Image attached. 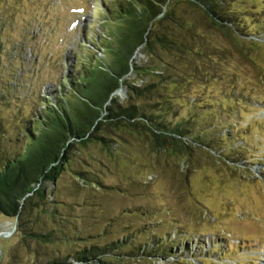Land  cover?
I'll return each instance as SVG.
<instances>
[{"label":"rangeland","instance_id":"1","mask_svg":"<svg viewBox=\"0 0 264 264\" xmlns=\"http://www.w3.org/2000/svg\"><path fill=\"white\" fill-rule=\"evenodd\" d=\"M113 1L0 0L3 42L8 50L20 43L25 48L18 53L23 66L16 68L29 79L18 96L32 95L26 102L11 98L4 107L13 111L19 101L29 112L35 96H53L71 71L73 52L102 30V7ZM227 2L240 39L178 9L179 18L195 24L188 47L157 49L159 58L150 57L177 82L168 89L178 110L174 120L191 122L194 132L212 138V146L176 157L123 133L111 137V152L98 143L74 150L78 162L73 159L62 174L55 194L60 222L52 226L63 255L124 239L113 253L150 251L140 258L112 257L107 264H264V0ZM174 29L169 38L177 40L180 30ZM147 60L142 49L134 56L139 64ZM117 95L125 100L126 89ZM74 172L90 181L84 185ZM15 223L0 216L1 264H15Z\"/></svg>","mask_w":264,"mask_h":264},{"label":"trees","instance_id":"2","mask_svg":"<svg viewBox=\"0 0 264 264\" xmlns=\"http://www.w3.org/2000/svg\"><path fill=\"white\" fill-rule=\"evenodd\" d=\"M227 4V0H114L102 7V30L92 40L87 38L88 47L83 43L73 52L74 64L56 93L35 96L29 112L18 100L13 111L4 107L11 98L26 102L32 95L20 98L17 93L29 79L27 72L16 68L24 63L18 54L25 49L23 43L8 50L0 35V216L16 222L15 264H107L112 257L140 258L150 251L113 253L123 239L109 247L91 245L63 255L59 231L52 226L60 222L57 182L71 168L74 150L98 143L111 152L116 147L111 137L123 133L140 136L146 145L176 157H187L192 147L212 146V138L194 132L191 122L174 120L178 110L168 89L177 82L150 57L159 58L157 49L179 52L181 44L188 47L195 24L179 18L178 9L191 10L202 25L240 39L232 16L225 11ZM3 27L4 22L0 32ZM175 27L180 30L177 40L169 38L175 35ZM140 49L148 57L143 64L134 61ZM132 75L135 78L129 80ZM121 88L126 89L123 101L117 95ZM5 110L10 113L3 116ZM74 175L84 185L90 181L82 172ZM19 252L30 256L23 259Z\"/></svg>","mask_w":264,"mask_h":264},{"label":"water","instance_id":"3","mask_svg":"<svg viewBox=\"0 0 264 264\" xmlns=\"http://www.w3.org/2000/svg\"><path fill=\"white\" fill-rule=\"evenodd\" d=\"M121 91V89H119L118 91H117V93H119Z\"/></svg>","mask_w":264,"mask_h":264}]
</instances>
